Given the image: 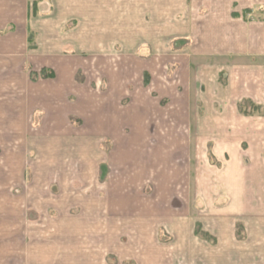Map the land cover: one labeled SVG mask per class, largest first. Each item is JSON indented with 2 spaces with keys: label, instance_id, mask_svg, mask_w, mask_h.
<instances>
[{
  "label": "crops",
  "instance_id": "1",
  "mask_svg": "<svg viewBox=\"0 0 264 264\" xmlns=\"http://www.w3.org/2000/svg\"><path fill=\"white\" fill-rule=\"evenodd\" d=\"M263 109L264 0H0V264H264Z\"/></svg>",
  "mask_w": 264,
  "mask_h": 264
},
{
  "label": "rangeland",
  "instance_id": "2",
  "mask_svg": "<svg viewBox=\"0 0 264 264\" xmlns=\"http://www.w3.org/2000/svg\"><path fill=\"white\" fill-rule=\"evenodd\" d=\"M259 11H260V9H258V13H260ZM73 22L74 21H69L66 24V26L64 28L65 29L64 31H69L71 29L73 30V29L76 28L75 26H77V25L82 26V23H78V22L73 23ZM65 43H68V41H66ZM182 43H183V41H181V40L179 41L178 40L176 43L173 42L172 45H171V47L173 49H175L178 46L183 45ZM124 46L125 45L122 44V46L121 45H118L117 47L120 48V47H124ZM123 50H125V49H123ZM122 53H123L122 56H118V55H112V56L104 55V57H105L104 60H106L108 58H111V61L110 62H113V61L115 62V60L116 61H120V58H121L122 60H125V61L127 60L130 65L136 66V64H139L140 65V63H144L145 61H150L152 57L155 58L154 60H157V59H159V58L162 57V58H165L164 61L166 63H169V65H168V71L166 72V74H168V76H170V75H172L174 73V70L177 68V65L179 64V60L182 62L181 59L178 58L179 59L178 60V59H176L175 56H151L149 54L142 55V54H140V52H138V54L137 53H135V54H132V53L131 54H127L125 52H122ZM102 59L103 58H101V60ZM154 60L152 61L153 63H155ZM156 63H160V62H157L156 61ZM162 73H163V71H160V74H162ZM147 77H148V74H146L145 80L147 79ZM167 100H168V98H164V97H162L160 99V108H159L160 111L159 112H162V113H165L166 112V106L169 104V102ZM206 106H208V104H206ZM203 107H205V106H203L202 104H198L196 102L193 103V109H195V110H198V109L201 110ZM243 108L244 109L254 110V106L252 104H249V103L244 104L243 105ZM262 111H264V109ZM102 144H103V152H102L103 156H101V159L104 160L108 164V161H109V151L111 149V144L112 143H111V141L106 140V142H104ZM29 154H30L29 155L30 158L27 159V162H26V164H25V166L23 168V171H22V175H23L22 177H25L27 179H29L31 176H33V173H34V168H32V165L33 164H32V161H31L32 160L31 157L34 156V154H33V152L32 153H29ZM209 155H210V153H209ZM187 168L190 169V170H194V167H192L193 169L191 167H189V166ZM196 169L201 170V168H199V167L196 168ZM190 170H188V171H190ZM197 174H198V171H197ZM23 184H22V186L24 187L25 185H27V182L26 183L24 182ZM22 186H20V187H22ZM159 237H160V239H165L167 236L164 235V231L160 230Z\"/></svg>",
  "mask_w": 264,
  "mask_h": 264
},
{
  "label": "trees",
  "instance_id": "3",
  "mask_svg": "<svg viewBox=\"0 0 264 264\" xmlns=\"http://www.w3.org/2000/svg\"><path fill=\"white\" fill-rule=\"evenodd\" d=\"M42 75L43 76H53V72L51 70H48V71L42 70ZM107 173H108V164L106 162H102L100 165L101 180H103V181L105 180ZM198 231H200V230L198 229ZM199 233H201L204 237H209L208 234H205L201 231Z\"/></svg>",
  "mask_w": 264,
  "mask_h": 264
}]
</instances>
